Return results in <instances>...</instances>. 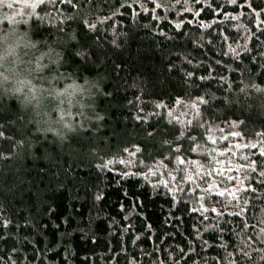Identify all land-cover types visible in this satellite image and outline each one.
I'll return each mask as SVG.
<instances>
[{
  "label": "trees",
  "instance_id": "16d2710c",
  "mask_svg": "<svg viewBox=\"0 0 264 264\" xmlns=\"http://www.w3.org/2000/svg\"><path fill=\"white\" fill-rule=\"evenodd\" d=\"M7 21L0 264H264V0H55ZM229 122L259 146L230 155L226 191L208 134Z\"/></svg>",
  "mask_w": 264,
  "mask_h": 264
},
{
  "label": "rangeland",
  "instance_id": "374dc122",
  "mask_svg": "<svg viewBox=\"0 0 264 264\" xmlns=\"http://www.w3.org/2000/svg\"><path fill=\"white\" fill-rule=\"evenodd\" d=\"M55 0H7V3H5V0H0V20H9L10 22H4L6 25H11L12 21L17 19H24L26 16H29L33 14L35 9L39 6V4L44 2H51ZM12 20V21H11ZM10 28V27H9ZM170 115H178L179 117H182L184 115V111L179 110H173L172 112H169ZM236 135V124L233 122L229 123H215L210 126L209 134L210 137H218L217 140H219V144L217 145V149L215 151V160L220 163L219 166L214 170L213 173H211L210 177L211 180L214 183L219 184L220 187L223 188V190H230L233 189L235 183H244L241 181L243 178V175H241V169L239 167L233 168V161H231V156H237L240 153V150L244 147H253L255 145L259 146V141H244V140H235L232 142H229L226 140L227 136ZM240 156V155H239ZM121 164L123 163V166L126 167L125 161L122 162L121 159L118 160ZM117 162V159H116ZM235 170L236 175L234 174H228L229 178H233L232 181H221L222 177L224 175H227L230 171ZM157 171V170H156ZM158 173V172H157ZM154 176H161V174H153ZM241 181V182H240Z\"/></svg>",
  "mask_w": 264,
  "mask_h": 264
},
{
  "label": "snow or ice",
  "instance_id": "6c2138e0",
  "mask_svg": "<svg viewBox=\"0 0 264 264\" xmlns=\"http://www.w3.org/2000/svg\"><path fill=\"white\" fill-rule=\"evenodd\" d=\"M197 2H199V0H197ZM231 3L235 4L237 2V0H230ZM157 7H160L159 4L156 5ZM91 27H95V25H92ZM192 75L191 73H189V76ZM183 162V161H182ZM213 211H215V209H213Z\"/></svg>",
  "mask_w": 264,
  "mask_h": 264
},
{
  "label": "clouds",
  "instance_id": "9594fccd",
  "mask_svg": "<svg viewBox=\"0 0 264 264\" xmlns=\"http://www.w3.org/2000/svg\"><path fill=\"white\" fill-rule=\"evenodd\" d=\"M5 3H7V0H5ZM0 75H3V74H0ZM6 78V77H5ZM98 87H101V85H98Z\"/></svg>",
  "mask_w": 264,
  "mask_h": 264
},
{
  "label": "bare ground",
  "instance_id": "6f19581e",
  "mask_svg": "<svg viewBox=\"0 0 264 264\" xmlns=\"http://www.w3.org/2000/svg\"><path fill=\"white\" fill-rule=\"evenodd\" d=\"M33 88V87H32Z\"/></svg>",
  "mask_w": 264,
  "mask_h": 264
}]
</instances>
